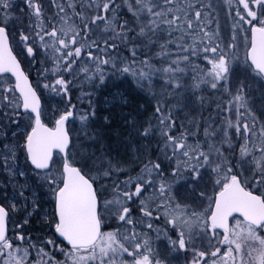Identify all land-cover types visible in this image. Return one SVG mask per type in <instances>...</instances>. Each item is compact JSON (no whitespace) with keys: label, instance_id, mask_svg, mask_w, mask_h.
Returning <instances> with one entry per match:
<instances>
[{"label":"snow or ice","instance_id":"1","mask_svg":"<svg viewBox=\"0 0 264 264\" xmlns=\"http://www.w3.org/2000/svg\"><path fill=\"white\" fill-rule=\"evenodd\" d=\"M22 4L17 14L13 0H0V264H116L123 254L131 257L128 264H166L156 258L150 241L135 231L102 230L107 227L106 214L134 225L131 205L136 201L149 230L151 221L163 216L176 233L171 248H191L192 264H264V191H259L264 187V124L258 128L254 115L257 104L264 110V0H224L233 32L232 42L226 44L219 30L212 32L204 23L212 5L195 6L191 0H47V5L44 0H22ZM46 7L55 11L46 15ZM239 33L244 34L242 62L236 54ZM14 42L22 45L19 54L35 64L40 77L35 85L14 54ZM173 47L179 51L169 60ZM145 49L144 59L138 60ZM191 56L205 62L196 69L193 88L206 85L210 96L223 90L221 99L212 101L221 122L209 123L211 116L199 122L193 118L191 126L182 122L176 135L169 105L181 103L184 85L177 74ZM165 60L163 67L154 66ZM234 62L241 63L243 77L237 84L232 81ZM109 67L111 75L131 76L129 87L137 95L155 101L146 122H140L135 110L120 116L119 127L125 132L117 135L125 137L120 141L125 155L132 153L136 160H114L106 152L103 140L113 117L97 111L92 93H82L77 98L80 104L73 102L78 76L82 74L94 89L105 88L111 79L105 72ZM159 74L165 79L157 93L152 78ZM41 88L59 102L48 106ZM84 95L89 97L86 107ZM120 102L126 107L129 101L121 96ZM199 103L204 104L203 97ZM190 137L197 142L189 144ZM152 139L169 163L176 161L171 176H182L193 193L209 174L212 194L200 191L197 197L207 199L203 211L182 207L176 199L159 156L156 161L151 158ZM234 139L243 141L239 158ZM142 153L148 154L146 161ZM137 161L142 164L137 177L120 181L127 166ZM244 171L251 175L242 179ZM114 175L115 181L104 183ZM41 189L54 203L51 214L45 213L53 236L37 247L29 243L32 238L25 237L18 221H14L18 230L10 236L8 222L19 214L28 223L41 207ZM197 238H207L211 250L197 249ZM214 240L218 246L212 245Z\"/></svg>","mask_w":264,"mask_h":264},{"label":"rangeland","instance_id":"2","mask_svg":"<svg viewBox=\"0 0 264 264\" xmlns=\"http://www.w3.org/2000/svg\"><path fill=\"white\" fill-rule=\"evenodd\" d=\"M45 5H47V0H44ZM191 3L195 6H199L200 4H203L205 6L212 5L211 7H208L206 15H208L209 19L207 21H204V23L207 25V29L216 32L219 30L220 38L223 43H231L232 42V19L230 18L229 10L228 8L224 5V0H191ZM13 6L14 9L16 10V13L19 14V8L23 7L22 0H13ZM55 10L52 9L51 12H54ZM51 12L48 10V8H45V13L46 15H51ZM234 16V13H232ZM25 19V23H26ZM18 40V37H17ZM237 44V49H236V54L239 56L240 61L242 62L243 60V55L245 51L244 47V34L239 33L237 35V40L235 41ZM13 48L15 49V52L18 55V58L24 62L25 65V70L29 74L32 75V79L34 80V85L37 83V81L40 80V77L37 76L36 72V67L35 64H30L28 60L22 55L19 54L20 50L22 48V45H18L17 43H13ZM178 49H175L173 47L172 49V55L174 57H169L170 59H174L176 53L178 52ZM86 58V54H85ZM37 59H40V56L38 55ZM168 61L165 60L163 62L158 63L155 65V67H163L164 64H166ZM205 66V62L202 57H197V56H191L190 57V63L186 65H181V67L184 69L183 72L178 73V78L180 79V82L184 85V87L181 88L180 94L182 96V108L183 111L180 115H175L177 121H176V128L174 129V134L178 135L179 132L182 130L180 128V124L183 122L186 126H191L190 122L193 118H195L198 122L200 121L201 117L204 119H207L208 117H212V120L208 121L209 123H212L214 120L216 124H219L221 122L220 119H217V112H216V103H213L212 101H219L221 99V93L223 90L221 89V93H215L213 95H207L212 90L208 88L206 85H201L200 89H194L193 85L197 82V77L199 73L196 71L197 68H202ZM233 68L235 71L232 74V81L233 84H237L240 79H242L241 75V63H235L233 64ZM105 72L108 73L111 76V79L108 82V86L105 88L101 89H94L92 84L83 78L82 74L77 77V80L73 86L72 91H74L73 94V102L80 104L81 102L77 99L78 97L81 96L82 93H84V89H86V93H92L91 95V102L96 106L97 111L101 114L99 109L102 110H107L108 108H113L114 107V112H117V119L123 114L127 113L128 108L130 104V96L132 92H130V87L129 85L131 84V81L129 79V76L124 79L121 78L119 75H111V68H106ZM157 82H156V75H153L152 82L155 85L154 86V91L159 93L162 91L161 87V81H163L164 76L162 77V74L157 75ZM71 79V77H69ZM126 84V91L125 88L122 87ZM81 90V91H80ZM182 91V92H181ZM131 94H130V93ZM193 92H195V95H193ZM40 94L42 95V98L44 102L48 105H54L57 104L60 100L59 97L52 96L49 93H47L44 89H40ZM125 96L128 99V105L126 107L122 106L120 102V97ZM200 97H203L204 99V104L201 106L199 103ZM142 99L146 100L148 103L155 104V101L151 99L150 96L146 97H141ZM89 103V97L87 95H84L82 104L83 106H87ZM224 104L227 103V100L223 101ZM139 110L143 111L145 110L144 103L140 101L139 103ZM170 104L169 106H172ZM61 107L63 105L61 104ZM127 108V109H126ZM122 111H124L122 113ZM118 112H120L118 114ZM102 116L104 114H101ZM141 115V113H140ZM227 114L225 113V116ZM235 110L232 112V119L233 123H235ZM254 115L257 118V127L259 128L261 124H264V110H261L259 107V104L256 106V110L254 112ZM145 116V115H144ZM188 117V119H184L185 117ZM223 119V117L221 118ZM251 118H249L250 120ZM144 120V119H143ZM143 122V121H142ZM141 122V123H142ZM193 127V132L196 131L195 127ZM119 131V130H118ZM124 133L125 130H122ZM233 138H235V131L234 129L231 130ZM118 132H112L111 138L117 140ZM200 134V142H203L204 135H203V128L199 130ZM158 136V134H157ZM125 137L123 135L120 136V139L123 140ZM120 140V141H121ZM119 141V138H118ZM197 141L195 140L194 137H190L188 140L189 144H195ZM103 143L106 148V152L111 155V157L114 160H118L116 155H112V151L110 152L107 150V145L103 140ZM141 145L147 144V141H139ZM219 143V142H218ZM243 143L242 140L236 141L235 139L233 140V144L235 147V154L236 157L239 158V144ZM118 144V142L113 143ZM156 143L151 144L153 151L151 152V158L153 161H156L157 157L159 156V160L161 161L165 174L167 175L168 183H170L173 186V193L176 196V199L179 200L181 203V206H187L190 209H195L196 211H203L204 208L208 206V202L206 197L205 198H200L198 199L197 197L199 196L200 191H206L208 195H211L213 192V184L209 180V174L205 173L204 174V180L201 182V188L197 189L195 193H193L188 186L185 185L184 179L182 176L180 177H175L173 178L171 176L172 168L176 166V161L173 160L171 163L165 158V156L160 152L159 149L156 147ZM155 146V147H154ZM163 145H161V148ZM227 147V145H225ZM125 153V152H124ZM143 159L146 161L148 158L147 153H142ZM231 155V153H229ZM123 159L132 161L136 160V155L129 153L128 155L122 154L121 155ZM104 159H107V155L104 156ZM233 164L236 163V160L234 159ZM142 167V164L137 161L136 164H129L127 166V169L125 171L124 175L119 176V180L123 181L128 179L129 173L133 172V176H131L132 179H135L137 175L140 173V169ZM248 164H245L244 168L247 169ZM237 171H241L239 166H237ZM251 174L248 173L247 171H244L241 175V178L244 179L247 176H250ZM117 179V176L114 175L111 180H106L104 181L105 184H111L113 181ZM3 180V177H0V181ZM22 182V181H21ZM160 180L157 178L156 184L157 187L159 186ZM254 183V182H253ZM98 187L100 186L99 184L97 185ZM255 190L256 188H252ZM260 191H264V187H261L259 189ZM8 191L12 192L13 188L10 185L8 187ZM45 190L41 189L40 190V203L41 207L38 210L37 214H34L28 221V223L24 224L23 219L19 214H13L12 220L11 221V235H14L16 231L18 230L16 225L14 224V221H18L20 224H23V233L25 237H31L32 239L29 241V243H35L37 244V247H39V244L41 241L44 239H47L48 237L52 236L53 232L49 227L48 223L45 220V213L51 214V211L54 207V203L50 200L48 196H45L44 193ZM109 192H111V188H109ZM151 194V189L149 192H146L144 194L145 197L150 196ZM144 198V197H142ZM139 206V201H136L131 205L133 208V215L132 219L136 221L134 225H128L124 223H119L117 222L114 218L108 216L106 214V220L105 224L107 227L103 228V231H117L119 230L121 233L127 232L128 234H131V232L135 231L140 238L143 239H148L151 243V247L156 254L157 259H162L166 262V264H192V261L194 259L193 251L191 248L188 249V251H175L171 248V240L176 239V233L175 230L171 228V226L166 225L165 219L162 216V211L160 215L162 218L160 220H155L153 219L151 223L153 224V228L149 230L147 228V223L149 222L147 218H141L139 212L137 211V208ZM9 228V226H8ZM10 232V229H9ZM167 233V235H166ZM213 246H218L217 241H212L211 242ZM196 246L197 249L200 250H211L209 246V240L207 238H204L202 241L197 238L196 240ZM226 247V246H225ZM48 251H51V246L48 247ZM32 257L35 259V252H32ZM63 258V257H62ZM131 260V257H128L126 254H123L122 256H119L116 259V264H128V262ZM203 264V262L201 263Z\"/></svg>","mask_w":264,"mask_h":264},{"label":"trees","instance_id":"3","mask_svg":"<svg viewBox=\"0 0 264 264\" xmlns=\"http://www.w3.org/2000/svg\"><path fill=\"white\" fill-rule=\"evenodd\" d=\"M117 2H119V0H117ZM147 49H145L144 50V52H142L139 56H138V60H143L144 59V57H145V54L147 53ZM157 50L156 49H153V56H155V52H156ZM124 55H127L128 53H123ZM171 57H174L173 55H171ZM158 63H160L159 61L158 62H156L155 63V65H157ZM154 65V66H155ZM118 75V74H117ZM114 76H116V75H114ZM162 77H163V74H162ZM125 79V78H124ZM129 79H130V81H131V83H132V77L131 76H129ZM165 78H163V80H164ZM157 80H158V78H157V75H156V82H157ZM161 84H162V81H161ZM155 86V85H154ZM122 87H124L125 88V91H126V89H127V87H126V84H124V86L122 85ZM81 91V90H80ZM127 92V91H126ZM130 92H132V94L130 93ZM130 96H132V97H130V106L129 107H127L128 108V111L130 112V111H134V114H136V115H138V118H139V120H140V122H146L151 116H152V106L154 105V104H151L150 105V103H148L146 100H144V99H142L141 97H146V95H143V94H141V95H137L136 94V92L135 91H133V90H130ZM182 92V91H181ZM84 93H86V89H84ZM73 94H74V91H72V93H71V95H72V98H73ZM207 95H209L208 93H207ZM179 98H180V100H181V103H182V96H181V94L179 93ZM140 101L142 102V103H144V106H145V110H143V111H140L139 110V103H140ZM179 104V105H177V104H173L172 106H169V107H171V109H172V114H173V116L175 117V115H180L181 113H182V111H183V108H182V104ZM126 108V109H127ZM177 109H181V110H179V111H177ZM114 107L113 108H108L107 110H100L99 109V111L101 112V114H104V115H110V116H112L113 117V122H112V127L110 128V129H107V130H105L106 131V134H105V137H104V142L106 143V145H107V150H109L110 152L112 151V155H116V157H117V159L118 160H120V159H122L123 157L121 156L122 154H125L124 153V148H123V146H122V144L120 143V136L118 137L119 138V141H118V138H117V140H116V138L115 139H112L111 138V135H112V132H118V133H122L123 131V128H121V127H119V125H120V117L118 118V120L116 121V119H117V117H116V115H117V112H114ZM124 111H122V113H123ZM120 112H118V114H119ZM140 113H141V115H140ZM145 115V116H144ZM176 118V117H175ZM144 119V120H143ZM176 121H177V119H176ZM142 122V123H143ZM154 123H155V121H154ZM119 130V131H118ZM118 136V135H117ZM117 143L118 142V144H113V143ZM157 142V140L156 139H152L151 140V144H153V143H156ZM148 143V142H147ZM97 147V149L100 147L99 145H97L96 146ZM155 147V146H154ZM133 172H131V173H129L131 176H133V174H132ZM130 175H128V178L129 177H131ZM8 226H9V229H10V232H9V235L11 234V228H12V225H11V221H9L8 222ZM51 233H53V232H51ZM52 236H53V234H52ZM58 243H59V241H57ZM50 251V250H49ZM58 258L59 259H63L62 258V256H60L59 254H58Z\"/></svg>","mask_w":264,"mask_h":264},{"label":"flooded vegetation","instance_id":"4","mask_svg":"<svg viewBox=\"0 0 264 264\" xmlns=\"http://www.w3.org/2000/svg\"><path fill=\"white\" fill-rule=\"evenodd\" d=\"M14 54H17L15 51H14ZM19 59V58H18ZM20 60V59H19ZM21 66H22V69L24 70V72H25V74L26 75H28L29 76V79H30V82L31 83H33L34 84V80L32 79V75L31 74H29L28 72H26V68H25V65H24V62L23 61H21ZM9 79H11L12 81H13V79L10 77V76H8V75H6ZM14 82V81H13ZM252 191H254V192H257V189H255V190H253V189H251ZM260 191V190H259ZM257 194H258V192H257ZM202 263V262H201Z\"/></svg>","mask_w":264,"mask_h":264},{"label":"water","instance_id":"5","mask_svg":"<svg viewBox=\"0 0 264 264\" xmlns=\"http://www.w3.org/2000/svg\"><path fill=\"white\" fill-rule=\"evenodd\" d=\"M22 67V66H21ZM6 75H8V76H10V74H6ZM11 77V76H10ZM12 78V77H11ZM13 79V81H14V78H12Z\"/></svg>","mask_w":264,"mask_h":264},{"label":"bare ground","instance_id":"6","mask_svg":"<svg viewBox=\"0 0 264 264\" xmlns=\"http://www.w3.org/2000/svg\"><path fill=\"white\" fill-rule=\"evenodd\" d=\"M103 230V229H102Z\"/></svg>","mask_w":264,"mask_h":264}]
</instances>
